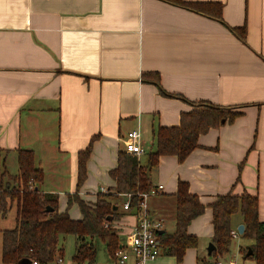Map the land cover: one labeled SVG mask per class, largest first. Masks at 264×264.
Listing matches in <instances>:
<instances>
[{
	"label": "crops",
	"instance_id": "crops-1",
	"mask_svg": "<svg viewBox=\"0 0 264 264\" xmlns=\"http://www.w3.org/2000/svg\"><path fill=\"white\" fill-rule=\"evenodd\" d=\"M185 1L220 3L222 19L162 0H0V169L16 175L8 166L17 165V151L32 150L45 173L41 190L57 195L65 211L77 183L78 154L97 137L80 192L95 201L115 185L109 173L130 132L141 133L145 153L138 158L145 165L157 148L158 128L179 126L182 113L192 110L143 80L157 74L170 94L242 116L200 136L185 162L161 158L152 182L164 189L148 199L152 215L173 234L174 194L179 180L187 182L206 210L189 226L198 246L183 264H257L247 257L256 240L238 231L245 227L241 214L232 219L238 236L228 254L213 259L208 248L210 205L220 195L256 196L264 223V0ZM243 27L245 40L232 32ZM122 198L124 205L128 199ZM123 205L114 225L125 245L137 218ZM69 213L82 218L77 205ZM154 264L178 263L164 255Z\"/></svg>",
	"mask_w": 264,
	"mask_h": 264
},
{
	"label": "trees",
	"instance_id": "trees-1",
	"mask_svg": "<svg viewBox=\"0 0 264 264\" xmlns=\"http://www.w3.org/2000/svg\"><path fill=\"white\" fill-rule=\"evenodd\" d=\"M162 1L222 19L223 6L220 3ZM232 32L245 40L246 27L234 28ZM143 80L156 85L163 96L185 101L192 110L182 113L179 126L158 128L157 148L148 153L145 165L141 164L137 156L124 150L119 152L117 166L109 173L115 185L105 193L99 192L95 201L84 200L80 192L87 180V163L97 137L92 138L89 146L78 154L77 183L73 194L67 197L65 211L60 210L57 195L41 190L45 173L37 166L36 155L32 150L17 151L16 175L0 169V223L7 220L13 210L15 212L11 227L0 226V260L4 264H21L24 259L31 264H51L58 258H64V243L69 236H73L76 241L72 258L74 263L96 264L98 253L94 239L104 242L111 259L115 260V253L122 241L114 223L124 215L118 200L131 195V209L136 214L141 196L155 188L152 176L162 157H175L180 163L185 162L199 148L200 136L233 123L242 116L234 108L206 101L191 102L183 96L170 94L162 89L157 74H145ZM174 196L175 232L159 235V241L164 255L175 257L178 264H183L186 252L198 246V239L189 234V226L205 213L206 205L190 192L189 184L181 180ZM74 205L81 211L82 218L79 220L73 219L69 213ZM115 207H118L117 211ZM210 207L214 230L212 243L215 246L211 257L217 259L228 254L233 240L232 219L236 214H241L245 225L243 236L256 240L251 249L253 254L249 258L255 259L257 264H264V223L259 220L258 198L247 193L236 195L232 191L218 196ZM109 217L111 220H108Z\"/></svg>",
	"mask_w": 264,
	"mask_h": 264
},
{
	"label": "built area",
	"instance_id": "built-area-1",
	"mask_svg": "<svg viewBox=\"0 0 264 264\" xmlns=\"http://www.w3.org/2000/svg\"><path fill=\"white\" fill-rule=\"evenodd\" d=\"M141 133L132 131L127 135L125 152L140 157L145 151L141 144ZM163 186L153 188L149 193L141 196L142 200L137 207L135 214L137 224L135 230L127 238V241L120 246L115 253V264H154L159 258L164 256V249L159 241V235L165 226L162 221L155 218L149 208L148 199L157 196L163 191ZM107 192L105 188L102 193ZM127 201L123 205V211L133 213L131 209V195H127ZM237 232H232V237H237ZM58 264H65L63 258H58ZM33 264H37L34 262ZM76 264V263H74ZM214 264H224L217 261Z\"/></svg>",
	"mask_w": 264,
	"mask_h": 264
},
{
	"label": "rangeland",
	"instance_id": "rangeland-1",
	"mask_svg": "<svg viewBox=\"0 0 264 264\" xmlns=\"http://www.w3.org/2000/svg\"><path fill=\"white\" fill-rule=\"evenodd\" d=\"M3 171H5V168L2 169ZM8 171L11 173V174H17L18 173V166L16 165L15 167H9L8 166ZM156 171L153 172V175L155 174ZM7 179L5 178V181ZM123 202H124V198H120L118 200V203L119 205L122 207L123 205ZM14 218H15V212L14 210L9 214V217L7 220L3 221L1 223V225H4L2 227H11V224L14 223ZM116 223V222H115ZM0 225V226H1ZM7 225V226H6ZM13 225V224H12ZM167 227L170 226L169 223H167L166 225ZM121 239H124L123 236H121ZM75 238L73 236H69L66 238L65 240V243H64V249H65V253H64V258L65 260L67 261H72V256H74V253H75ZM94 244L97 248V261L99 262H104L105 264L107 262H112V259L110 257V255L108 254L107 252V247H106V244L102 241H100L99 239H94Z\"/></svg>",
	"mask_w": 264,
	"mask_h": 264
},
{
	"label": "water",
	"instance_id": "water-1",
	"mask_svg": "<svg viewBox=\"0 0 264 264\" xmlns=\"http://www.w3.org/2000/svg\"><path fill=\"white\" fill-rule=\"evenodd\" d=\"M49 211H51L52 209H48ZM114 210L115 211H117L118 210V207H115L114 208ZM108 220H111V217H109L108 218ZM244 230H245V227L243 226V225H241L240 227H239V229H238V231H239V234H243L244 233ZM165 232H161V234H164ZM215 250V246L213 245V244H210V246H209V248H208V253H209V255L210 256H212V252ZM253 253H252V251L250 250L249 252H248V254H247V257L248 256H251ZM21 264H31V262L29 261V260H27V259H24V260H22V262H21ZM214 264V263H213Z\"/></svg>",
	"mask_w": 264,
	"mask_h": 264
}]
</instances>
